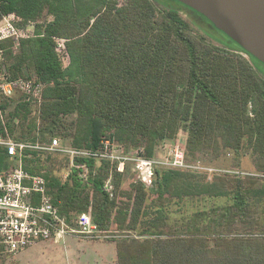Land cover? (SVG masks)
<instances>
[{"label":"trees","instance_id":"1","mask_svg":"<svg viewBox=\"0 0 264 264\" xmlns=\"http://www.w3.org/2000/svg\"><path fill=\"white\" fill-rule=\"evenodd\" d=\"M42 7L50 21L7 48L0 65L10 80L42 84L41 103L33 111L23 98L1 101L0 136L32 145L58 138L92 154L110 141L154 159L162 142L184 132L185 163L249 156L257 175L216 172L208 180L203 172L157 167L150 186L135 173L123 187L117 163L74 157L69 169L66 155L25 150L24 172L44 178L58 214L72 224L88 213L99 232L111 233L104 242L114 244L116 264H264L263 73L151 0H1L2 12L24 24ZM8 164L0 148V170ZM196 199L227 202L169 222L172 205Z\"/></svg>","mask_w":264,"mask_h":264},{"label":"built area","instance_id":"2","mask_svg":"<svg viewBox=\"0 0 264 264\" xmlns=\"http://www.w3.org/2000/svg\"><path fill=\"white\" fill-rule=\"evenodd\" d=\"M30 25L33 24L31 22L24 24L22 18L15 13L4 14L1 10L0 0V65L3 62V53L7 48L16 49L21 40L33 36L34 26L32 32L28 34L27 29ZM42 88V84H35L30 80H10L4 72H0V104L1 101L8 99L23 98L33 107H39ZM0 148L5 151L9 160L7 168L0 170V262L11 261L19 253L52 239L60 240L66 236L96 239L104 235L97 230L88 213L75 217L72 224H69L64 217L58 214L47 195L44 178L24 172L22 159L25 150H41L66 155L71 160V167L74 157L105 159L117 163V171L120 173H123L127 164L133 162L137 180L146 186L152 184L154 170L160 165H164L165 168L202 170L200 167L187 165L184 162L181 149L175 153L172 162L162 163L155 159H146L142 148L119 155L121 149L110 141H103L101 151L92 154L63 146L57 139H52L48 145H32L15 141L5 131V135L0 136ZM216 172L241 178L247 176V174L237 171H211V173ZM111 190L112 188L107 182L105 191L111 192Z\"/></svg>","mask_w":264,"mask_h":264},{"label":"rangeland","instance_id":"3","mask_svg":"<svg viewBox=\"0 0 264 264\" xmlns=\"http://www.w3.org/2000/svg\"><path fill=\"white\" fill-rule=\"evenodd\" d=\"M117 1L120 4L125 2V0H117ZM151 1L154 2L159 8L173 9L177 11L180 17L188 23V25L190 26V28L194 33L203 36L210 43L234 51L238 54H241L246 59H249L250 62H252L253 67L259 72L263 73V77H264L263 66L259 64H255L251 60L250 55L244 52L235 42H232L224 33L220 32L219 30H216L203 17H201L197 13L193 12L192 10H190L189 8H187L186 6L182 5L181 3L175 0H151ZM178 4H180L181 6ZM36 17L37 18L34 21H30L33 25L32 26L30 25L29 28L27 29L29 32L28 34L32 32L33 26L35 29V26L37 24L46 23L51 19L48 16L45 7H42L37 11ZM56 43H57L56 51L59 57L61 58L62 64L65 66L67 64L68 58L65 53L63 41L57 40ZM233 43L236 44L237 46L234 45ZM31 110L34 111L35 107H32ZM15 135L19 137L18 131L15 133ZM185 137H186L185 133L180 132L177 135L176 139L172 141L162 142L157 147L154 153V159L162 163L172 162L175 153L176 152L178 153L180 151V148L183 147L182 144L184 143ZM54 139H57L61 143V145H63L60 139L58 138H54ZM122 153L125 152L120 150L119 155H122ZM56 160H60V157H57ZM186 164L188 165L190 164L189 166L194 165V167H200V169L202 170H198V171L192 170V171H195V173L196 172L205 173L204 176H206L208 180L211 179L212 177L211 171L213 170L237 171L238 173L247 174V176H243L242 178L254 177L251 175L256 174L255 170L253 169V165L251 163L249 156H241L237 159L231 154L222 155L217 159H213L211 156H204L198 161H196V163L194 164L187 162ZM127 165L129 168L126 170L124 169L125 176L122 183L123 187H126L130 183V181L134 180L136 173L135 163L131 162V164H127ZM158 167L165 168L164 165L162 166L160 165ZM69 169H71L70 164H69ZM187 170H191V169H187ZM67 171L68 170L64 169L59 171L58 173H60L61 177L64 179L67 177ZM226 202L227 201L225 199L186 200L182 205H180V207L175 205H172L170 207V211L173 214L171 213L169 222L173 223L174 221H178L184 217L188 218V216H190L193 212L197 210H208L212 206L225 205ZM104 237L105 239H110L111 233L109 234L105 233L100 237L102 239H98V240L104 241ZM63 241H64L63 244L61 241L53 245L47 243L44 248H42V243H39L36 246L31 247L26 251L19 253L12 260L15 261L16 264H115L116 256H115V247L113 243L90 242L85 240H78L77 237L75 236H68ZM91 241H94V239Z\"/></svg>","mask_w":264,"mask_h":264},{"label":"water","instance_id":"4","mask_svg":"<svg viewBox=\"0 0 264 264\" xmlns=\"http://www.w3.org/2000/svg\"><path fill=\"white\" fill-rule=\"evenodd\" d=\"M264 65V0H175Z\"/></svg>","mask_w":264,"mask_h":264},{"label":"crops","instance_id":"5","mask_svg":"<svg viewBox=\"0 0 264 264\" xmlns=\"http://www.w3.org/2000/svg\"><path fill=\"white\" fill-rule=\"evenodd\" d=\"M66 237H68V236H66ZM66 237H64L63 239H58V240H56V239H52V240H50V241H45V243H43V242H41L42 243V248H44L45 246H46V244L47 243H49V244H56V243H58L59 241H61L62 242V244L64 243V239L66 238ZM77 239L78 240H85V241H90V242H103V243H110V242H104L103 240L102 241H99L98 239H102V238H96V239H94V241H91V240H93V239H84V238H78L77 237ZM104 239H105V237H104ZM41 245V244H40ZM115 256H116V254H115ZM3 264H16L15 263V261H13V260H11V261H8V262H4ZM115 264H116V259H115Z\"/></svg>","mask_w":264,"mask_h":264}]
</instances>
